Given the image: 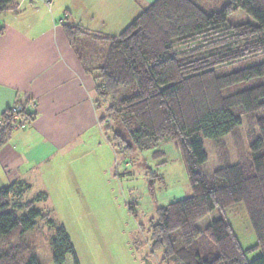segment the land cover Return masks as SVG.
<instances>
[{"label":"trees","instance_id":"1","mask_svg":"<svg viewBox=\"0 0 264 264\" xmlns=\"http://www.w3.org/2000/svg\"><path fill=\"white\" fill-rule=\"evenodd\" d=\"M14 5V0H0V12ZM206 6L202 0H152L118 34L98 36L107 44L102 60L83 63L93 73L100 100L110 104L107 110L128 127L135 123L129 129L134 145L143 149L173 141L185 166L191 194L156 209L151 250H161L165 263L175 256L181 264H264V82L224 93L232 85L263 77L264 60L222 75L215 72L264 57V0H225L218 10ZM238 11L253 22L229 23L228 17ZM64 31L70 39L83 34L78 25H64ZM19 107V116L31 120L33 115ZM244 116H250L257 129L249 144V162H226L205 172L203 139L221 140ZM0 131L4 136L10 129ZM112 135L108 141L113 146L125 153L133 149L122 135ZM29 193L30 186L21 181L0 188V264H40L33 245L21 238L37 218L54 228L49 241L52 263L64 264L70 256L72 264H79L64 227L37 207L46 193L32 198ZM239 202L256 238L246 249L221 216L198 226L212 211ZM202 238L213 243L215 252L200 255L197 242ZM254 250L260 254L249 258Z\"/></svg>","mask_w":264,"mask_h":264},{"label":"rangeland","instance_id":"2","mask_svg":"<svg viewBox=\"0 0 264 264\" xmlns=\"http://www.w3.org/2000/svg\"><path fill=\"white\" fill-rule=\"evenodd\" d=\"M204 1L209 3L206 7L211 10H218L225 3L224 0ZM228 21L253 22L241 11L231 14ZM71 39L86 65H94L102 60L106 41L79 35L71 36ZM262 60L264 57L258 55L233 65L218 67L215 72L222 75ZM261 82H264V76L232 85L224 89V93L239 91ZM94 93L98 99V115H107L100 131L102 140L109 146L94 151L85 164L83 161L78 163L75 179L70 181L73 184L60 183L50 190L51 194L46 193V199L40 200L37 207L50 212L53 220L64 227L79 264H181L175 256L167 263L162 262V251H152L150 240V225L155 221L156 209L191 194L186 169L176 144L165 141L148 148L136 147L129 135V129L135 123L126 126L115 112L107 110L110 104L101 101L95 90ZM238 111L239 108L234 109V112ZM113 131L133 146L130 152L125 153L108 141L113 137ZM256 135L253 119L244 116L242 124L221 140L214 142L203 139L207 156L202 166L204 171L211 172L226 162L248 163L249 144ZM111 150H114L113 154ZM33 191L39 193L41 190L36 188ZM33 193H29L28 197H34ZM219 216L230 224L243 249L256 243L242 202L212 211L198 226L202 228ZM53 232L54 228L44 219L37 218L35 224L21 235L22 240L33 245L40 264H53L49 242ZM172 237L178 248V234L175 232ZM199 240L197 246L200 255L215 252L211 241L204 238ZM259 254V250H254L248 257L254 258ZM64 264H72L70 256H66Z\"/></svg>","mask_w":264,"mask_h":264},{"label":"crops","instance_id":"3","mask_svg":"<svg viewBox=\"0 0 264 264\" xmlns=\"http://www.w3.org/2000/svg\"><path fill=\"white\" fill-rule=\"evenodd\" d=\"M151 1L14 0L0 12V117L14 104L33 115L23 127L0 131V188L21 181L30 193L49 195L73 184L76 165L108 145L93 73L64 25L99 40L118 34Z\"/></svg>","mask_w":264,"mask_h":264},{"label":"built area","instance_id":"4","mask_svg":"<svg viewBox=\"0 0 264 264\" xmlns=\"http://www.w3.org/2000/svg\"><path fill=\"white\" fill-rule=\"evenodd\" d=\"M19 105L10 106L0 117V129L8 128L10 130L23 127L28 124L29 120L19 116Z\"/></svg>","mask_w":264,"mask_h":264}]
</instances>
